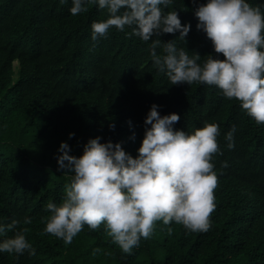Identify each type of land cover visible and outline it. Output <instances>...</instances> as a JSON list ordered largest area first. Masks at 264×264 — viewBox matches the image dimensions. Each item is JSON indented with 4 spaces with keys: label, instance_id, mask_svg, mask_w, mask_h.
Instances as JSON below:
<instances>
[{
    "label": "trees",
    "instance_id": "16d2710c",
    "mask_svg": "<svg viewBox=\"0 0 264 264\" xmlns=\"http://www.w3.org/2000/svg\"><path fill=\"white\" fill-rule=\"evenodd\" d=\"M206 2L174 0L169 10L177 7L182 23H191L187 43L177 37L179 31L162 33L161 40L177 37V46L190 54L216 55L211 39L196 27L194 10ZM250 2L264 8V0ZM71 4L0 0V222L19 219L17 229H27L35 248L34 255L0 252V264H264V123L214 85H170L151 61V41L126 34L130 28L113 26L107 37L93 40L92 22L108 13L89 3L73 16ZM153 102L161 114H180L174 128L219 125L216 206L208 230L190 231L161 219L129 253L103 223L97 229L85 225L69 244L45 232L50 216L45 205L62 202L71 179L58 168L61 141L81 155L87 140L100 135L102 141H123L135 156ZM233 125L235 146L229 148L224 134ZM25 217L30 223H23ZM14 234L9 230L0 239Z\"/></svg>",
    "mask_w": 264,
    "mask_h": 264
},
{
    "label": "clouds",
    "instance_id": "9594fccd",
    "mask_svg": "<svg viewBox=\"0 0 264 264\" xmlns=\"http://www.w3.org/2000/svg\"><path fill=\"white\" fill-rule=\"evenodd\" d=\"M89 3L108 13L92 22L93 40L107 37L113 26L119 31L130 28L126 34L151 41V61L170 85H214L224 97L238 100L257 123H264V8L250 0L199 3L194 10L196 27L211 39L216 53L201 55L177 46V37L187 43L191 23H182L177 7L169 10L174 0H72L69 11L75 16L87 11ZM177 31L173 40L160 38L162 33ZM201 56L206 57L202 62ZM159 108L153 102L148 110L145 134L135 156L123 147V141H102L100 135L87 140L81 155L72 154L68 141H61L58 168L70 173L71 179L62 202L50 200L45 205L50 212L45 232L69 244L85 225L97 229L103 223L112 240L129 253L142 237L152 234L161 219L164 224L182 223L190 231L208 230L216 206L213 155L221 151L219 125L205 122L193 131L177 129L174 124L180 114H161ZM235 130L233 125L224 134L229 148L235 146ZM131 135L134 138L135 132ZM30 220L25 217L23 223ZM19 224L16 218L0 222V236L15 230L13 236L0 239V252L22 254L27 250L34 255L27 229H17Z\"/></svg>",
    "mask_w": 264,
    "mask_h": 264
}]
</instances>
